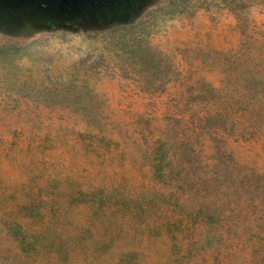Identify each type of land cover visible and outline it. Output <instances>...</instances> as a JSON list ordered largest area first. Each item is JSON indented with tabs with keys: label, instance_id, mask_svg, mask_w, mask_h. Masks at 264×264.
Instances as JSON below:
<instances>
[{
	"label": "rangeland",
	"instance_id": "374dc122",
	"mask_svg": "<svg viewBox=\"0 0 264 264\" xmlns=\"http://www.w3.org/2000/svg\"><path fill=\"white\" fill-rule=\"evenodd\" d=\"M0 264H264V0H0Z\"/></svg>",
	"mask_w": 264,
	"mask_h": 264
},
{
	"label": "flooded vegetation",
	"instance_id": "af4514ba",
	"mask_svg": "<svg viewBox=\"0 0 264 264\" xmlns=\"http://www.w3.org/2000/svg\"><path fill=\"white\" fill-rule=\"evenodd\" d=\"M65 1H74V2H79V4H88L90 2H93L94 0H65Z\"/></svg>",
	"mask_w": 264,
	"mask_h": 264
}]
</instances>
